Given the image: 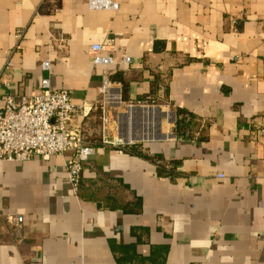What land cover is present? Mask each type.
<instances>
[{
    "label": "crops",
    "instance_id": "0c3cea01",
    "mask_svg": "<svg viewBox=\"0 0 264 264\" xmlns=\"http://www.w3.org/2000/svg\"><path fill=\"white\" fill-rule=\"evenodd\" d=\"M89 1L0 0V106L48 79L94 108L76 191L70 152L0 163V264H264V0ZM101 44L130 63L93 66ZM105 80L168 137L101 148Z\"/></svg>",
    "mask_w": 264,
    "mask_h": 264
},
{
    "label": "built area",
    "instance_id": "2783aa9c",
    "mask_svg": "<svg viewBox=\"0 0 264 264\" xmlns=\"http://www.w3.org/2000/svg\"><path fill=\"white\" fill-rule=\"evenodd\" d=\"M88 4L93 9L116 8L108 0H90ZM259 23L264 29V17ZM17 38L20 39L21 35ZM114 52L112 45L101 44L90 47L93 66L106 68L117 63H130L129 58L123 57L118 60ZM42 69L49 71V61L42 64ZM107 88L108 82L105 80L99 89L100 95L106 98L103 107L100 108L102 125L100 146L113 149L132 146L135 144L133 141L126 142L119 139L109 141L106 138L105 131L109 123L104 107L122 105L119 93L115 91L108 93ZM147 107L154 105L130 104L127 109L129 111L131 108ZM93 110V107L86 104L74 105L66 91L52 90L48 79L41 80L39 88L33 95L19 98L5 96L0 106V163L26 162L34 157L47 162L55 155L70 152L71 159L64 166V171L69 185L76 191L84 165L94 154V147L85 141L74 123L78 116L87 118ZM156 110L161 112L158 108ZM261 132L264 134V131ZM216 178L223 180L224 175L217 174ZM7 223L16 236L20 237L23 217L9 215Z\"/></svg>",
    "mask_w": 264,
    "mask_h": 264
},
{
    "label": "bare ground",
    "instance_id": "6f19581e",
    "mask_svg": "<svg viewBox=\"0 0 264 264\" xmlns=\"http://www.w3.org/2000/svg\"><path fill=\"white\" fill-rule=\"evenodd\" d=\"M166 113V112H164ZM142 115L147 120V124H144V127L140 130H135L131 128V124L133 123V117ZM166 118L168 121H165L167 123L170 122L167 114L165 116L161 114L159 111L155 109H134L131 108L128 111V115L123 116L121 123L123 127L125 128L126 132H123V140L126 142H131L133 140H141V141H154L158 139H165L168 137L167 134L162 135L160 133V121L162 118ZM137 122V121H136ZM137 124V123H136ZM159 134V136H158Z\"/></svg>",
    "mask_w": 264,
    "mask_h": 264
},
{
    "label": "rangeland",
    "instance_id": "374dc122",
    "mask_svg": "<svg viewBox=\"0 0 264 264\" xmlns=\"http://www.w3.org/2000/svg\"><path fill=\"white\" fill-rule=\"evenodd\" d=\"M151 106V105H149ZM149 108H154L156 109L157 107H149ZM148 107L142 110H146L149 109ZM161 112L164 113L165 110L161 109ZM128 115V109L127 107H124L122 105L118 106V107H111L108 110V123L109 125L106 127V131H105V135L107 136L106 138H108L109 141H112L114 139H119V140H123V132L125 133L126 130L123 127L121 121H123L122 117ZM137 121V122H136ZM167 121V119H162L161 120V125H160V133L162 135H165V132H167V128H168V123L165 122ZM137 123V124H136ZM147 124V120L144 118V116L139 115V116H135L133 117V123L131 124V128L135 129V130H140L144 127V124ZM163 131V132H162ZM100 137L102 135V125H101V121H100ZM122 136V137H121ZM159 136V134H158ZM99 137V139H100ZM156 141V140H155ZM133 142L136 144H140V143H144L146 141H141V140H133ZM150 142V141H147Z\"/></svg>",
    "mask_w": 264,
    "mask_h": 264
},
{
    "label": "water",
    "instance_id": "95a60500",
    "mask_svg": "<svg viewBox=\"0 0 264 264\" xmlns=\"http://www.w3.org/2000/svg\"><path fill=\"white\" fill-rule=\"evenodd\" d=\"M158 140H160V139H158Z\"/></svg>",
    "mask_w": 264,
    "mask_h": 264
},
{
    "label": "trees",
    "instance_id": "16d2710c",
    "mask_svg": "<svg viewBox=\"0 0 264 264\" xmlns=\"http://www.w3.org/2000/svg\"><path fill=\"white\" fill-rule=\"evenodd\" d=\"M100 144V143H99Z\"/></svg>",
    "mask_w": 264,
    "mask_h": 264
}]
</instances>
